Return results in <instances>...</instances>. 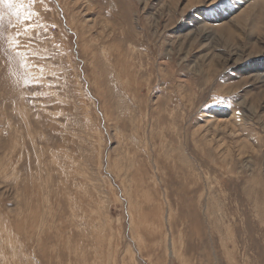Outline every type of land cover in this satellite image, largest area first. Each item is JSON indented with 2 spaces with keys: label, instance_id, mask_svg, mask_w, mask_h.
<instances>
[{
  "label": "rangeland",
  "instance_id": "374dc122",
  "mask_svg": "<svg viewBox=\"0 0 264 264\" xmlns=\"http://www.w3.org/2000/svg\"><path fill=\"white\" fill-rule=\"evenodd\" d=\"M234 1L0 4V264H264V9Z\"/></svg>",
  "mask_w": 264,
  "mask_h": 264
},
{
  "label": "bare ground",
  "instance_id": "6f19581e",
  "mask_svg": "<svg viewBox=\"0 0 264 264\" xmlns=\"http://www.w3.org/2000/svg\"><path fill=\"white\" fill-rule=\"evenodd\" d=\"M264 9V0H241V1H234V4L230 7H227V11L230 12V14H235L234 17H239V21L242 19H245V21L247 20L248 17H250V15H252V13H254V11L256 10V12H258L259 10H263ZM262 15V14H261ZM260 15V16H261ZM264 15V14H263ZM231 17V16H230ZM196 20V19H195ZM230 20V19H229ZM231 23V22H230ZM244 23V21H243ZM234 24V23H233ZM240 24V23H239ZM251 26V25H250ZM236 27V25H235ZM234 27H232L233 29ZM230 29V27H229ZM235 30V29H234ZM216 31H218L216 29ZM215 31V32H216ZM235 35V34H234ZM229 37H227L228 39ZM235 38V36H234ZM228 42V41H226ZM240 54V53H239ZM236 57V56H235ZM226 58V57H225ZM242 58V57H241ZM127 59V58H126ZM240 59V57H239ZM215 62V61H214ZM263 72V71H262ZM257 73V72H256ZM264 73V72H263ZM261 78V77H260ZM129 83V82H128ZM37 113V112H36ZM58 118V117H57ZM211 119V118H210ZM22 123V122H21ZM47 142V141H46ZM118 160V159H117ZM116 161V160H115ZM83 177V176H82ZM92 182V181H91ZM84 184V183H83ZM93 189V188H92ZM88 202V201H87ZM74 208V207H73ZM35 220V219H34ZM87 226V225H86ZM83 228V227H82ZM165 233V232H164ZM183 240V239H182Z\"/></svg>",
  "mask_w": 264,
  "mask_h": 264
},
{
  "label": "snow or ice",
  "instance_id": "6c2138e0",
  "mask_svg": "<svg viewBox=\"0 0 264 264\" xmlns=\"http://www.w3.org/2000/svg\"><path fill=\"white\" fill-rule=\"evenodd\" d=\"M29 3L31 4L32 0H29ZM0 4H3L4 6H6L9 9L16 8L17 9V13L16 14H17L18 17L20 16L19 9L24 7L22 3L19 4V5L14 4L13 0H0ZM30 17H31V12H29L27 14V16L24 17L25 21H28ZM17 55H20V53L18 52Z\"/></svg>",
  "mask_w": 264,
  "mask_h": 264
}]
</instances>
